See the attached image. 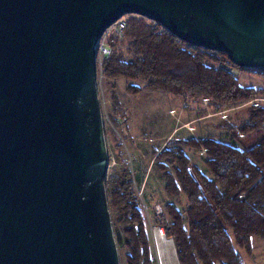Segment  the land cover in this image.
Masks as SVG:
<instances>
[{
    "label": "water",
    "instance_id": "obj_1",
    "mask_svg": "<svg viewBox=\"0 0 264 264\" xmlns=\"http://www.w3.org/2000/svg\"><path fill=\"white\" fill-rule=\"evenodd\" d=\"M132 15L264 73V0H0V264H119L95 50Z\"/></svg>",
    "mask_w": 264,
    "mask_h": 264
},
{
    "label": "trees",
    "instance_id": "obj_2",
    "mask_svg": "<svg viewBox=\"0 0 264 264\" xmlns=\"http://www.w3.org/2000/svg\"><path fill=\"white\" fill-rule=\"evenodd\" d=\"M228 69L248 71L233 66L225 54L187 45L157 24L132 17L125 21L122 39L111 45L102 75L112 83V93L117 89L114 83L122 80L127 92L136 96L143 89L134 84L142 82L145 91L184 99L189 108L203 106V118L264 99L263 89L241 85ZM113 103L108 117L116 130L126 119L117 98ZM244 111L246 117L237 126L225 120L223 136L172 138L160 150H152L150 168L159 173L165 195L186 201L183 211L165 205L162 215L151 222L173 240L179 264H244L240 252L251 254L253 237L264 246V104L249 105ZM112 142L120 152L123 143L116 137ZM186 149L203 152L209 178L192 166ZM123 165L109 174L105 184L108 207L125 241L123 260L153 264L148 222L137 196L140 185ZM137 180L140 184L141 178Z\"/></svg>",
    "mask_w": 264,
    "mask_h": 264
},
{
    "label": "rangeland",
    "instance_id": "obj_3",
    "mask_svg": "<svg viewBox=\"0 0 264 264\" xmlns=\"http://www.w3.org/2000/svg\"><path fill=\"white\" fill-rule=\"evenodd\" d=\"M136 16H125L123 19L129 20ZM139 18V17H138ZM149 22V21H148ZM151 23V22H150ZM243 86L252 88H260L264 90V75L263 73H254L246 71L239 72L235 75ZM114 85L117 89L112 91V83L103 79L98 87V98L102 109L103 131L105 132V142L107 145L108 164L107 177L115 170H120L126 164L133 174L136 185L143 187V196L150 203V205H158L162 209L165 205L171 204L176 206L179 211H183L186 207V201L182 197L179 200H172L164 193V184L160 179L159 173L154 168H150L152 150L160 147V145L166 140L167 136L171 133L172 129L181 125V122L200 118L203 106L194 104L192 108L183 104L184 99L178 100L179 103L173 101V97L166 95L162 92H153L144 90L145 85L142 82H136L138 88L143 89L142 92L136 96H132L127 92V83L125 81H116ZM113 98H117L118 107H122L126 119V127L130 131V136L127 137L125 132L120 129H112L111 120H109V114L113 111L115 105ZM249 105H247L248 107ZM246 107V108H247ZM236 107L232 112L221 116L217 115L209 119L203 118L196 120L192 123V131L179 129L175 131L173 139H204L207 136L217 137L223 136L226 133L225 122L229 120V125L237 126L240 119L246 117L244 109L236 111ZM209 113V112H208ZM176 132H178L176 134ZM132 136V137H131ZM113 137L118 138L122 143V149L120 152L114 149L112 142ZM187 157L193 165L197 166L199 170L205 175H209V172L204 167L205 158L203 152L196 150L186 149ZM140 179V184L138 180ZM106 184V181H105ZM110 220L112 221V231L114 233V239L118 246L119 264H125L123 260V245L125 243L121 230L116 225V219L111 208H109ZM149 229V228H148ZM147 229L148 237L150 240L151 260L153 264H160L158 254L155 248L154 234L150 229ZM261 241L254 239L252 243L253 253L251 258L256 259L257 264H264L263 254L264 250L262 246H259ZM245 259V264H249L247 260L248 255L241 253ZM244 261V260H243Z\"/></svg>",
    "mask_w": 264,
    "mask_h": 264
},
{
    "label": "built area",
    "instance_id": "obj_4",
    "mask_svg": "<svg viewBox=\"0 0 264 264\" xmlns=\"http://www.w3.org/2000/svg\"><path fill=\"white\" fill-rule=\"evenodd\" d=\"M125 27V19L121 18V20L117 21L113 25H111L107 30H105V33L102 35V37L99 40L98 45L96 46V76H97V84L101 82L104 79V75H102V67L103 63L111 56V45L114 43L115 39H122L123 32ZM228 72L232 75H236L239 73L236 69H228ZM183 104L189 106L187 101H184ZM202 104L207 105L205 101L202 102ZM264 104V99H258L249 101L247 104L241 106H253L258 107ZM239 108V107H238ZM226 112V111H225ZM225 112H221L218 115H221L224 117ZM103 117V116H102ZM137 196L140 199V207H142L143 214L145 218H147L148 222V228L150 229L152 234L159 233L160 235L163 233L162 229L158 226L151 225L153 217H159L163 213V209L158 205H150L144 200L143 196V187H140L137 190Z\"/></svg>",
    "mask_w": 264,
    "mask_h": 264
},
{
    "label": "crops",
    "instance_id": "obj_5",
    "mask_svg": "<svg viewBox=\"0 0 264 264\" xmlns=\"http://www.w3.org/2000/svg\"><path fill=\"white\" fill-rule=\"evenodd\" d=\"M119 81H121V80H119ZM171 96V95H170ZM172 97V96H171ZM173 99V101H176V103H179L178 102V99H176V98H172ZM193 107V106H192ZM247 106H244V107H239V108H237L236 109V111L237 110H239V109H244V108H246ZM232 111H235L234 109L233 110H230V111H226L225 112V115L227 114V113H229V112H232ZM211 117H214V116H212V115H208V116H206V117H203V118H207V119H209V118H211ZM203 118H195V119H192V120H188V121H184V122H181V125L180 126H178V127H176V128H174V129H172V131H171V133L167 136V138H166V140L160 145V147H157V148H155V150L157 149V150H160V148H162L168 141H170L173 137H174V133H175V131H177V130H179V129H183V130H186L187 132L189 131V132H191L192 131V123L194 122V121H196V120H200V119H203ZM121 130L123 131V132H125V134H126V136L127 137H129L131 134H130V131L127 129V127H126V124H124V126H121ZM178 132H176V134H177ZM174 134V135H173ZM132 137V136H131ZM195 139V138H194ZM196 140H199V139H196ZM191 164H192V166L193 167H196V168H198L197 166H195V165H193V163L191 162ZM199 169V168H198ZM207 177L209 178L210 177V175H207ZM254 239H256L255 237H253V239L251 240V247H252V243H253V240ZM258 239V238H257ZM261 241V240H260ZM259 244H261V245H259V246H262V248H263V250H264V246H263V242L261 241ZM241 253H243V252H240V254ZM252 253H253V247H252V252H251V254L250 255H248V257H249V259L247 260V262L249 263V264H257L256 263V259L255 258H251L250 256L252 255ZM245 255H247V254H245ZM263 259H264V254H263ZM241 258H243V256L241 255ZM243 260H244V264H245V259L243 258Z\"/></svg>",
    "mask_w": 264,
    "mask_h": 264
},
{
    "label": "bare ground",
    "instance_id": "obj_6",
    "mask_svg": "<svg viewBox=\"0 0 264 264\" xmlns=\"http://www.w3.org/2000/svg\"><path fill=\"white\" fill-rule=\"evenodd\" d=\"M154 240L160 264H178L173 243L166 239L163 233H155Z\"/></svg>",
    "mask_w": 264,
    "mask_h": 264
}]
</instances>
